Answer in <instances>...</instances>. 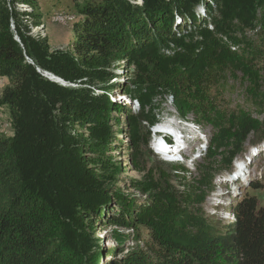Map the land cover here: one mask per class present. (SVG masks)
Returning a JSON list of instances; mask_svg holds the SVG:
<instances>
[{
  "label": "trees",
  "instance_id": "16d2710c",
  "mask_svg": "<svg viewBox=\"0 0 264 264\" xmlns=\"http://www.w3.org/2000/svg\"><path fill=\"white\" fill-rule=\"evenodd\" d=\"M19 3L37 9L36 0H0V77L9 81L0 104L12 129L11 136L0 132V264H104L91 236L96 215L135 237L125 255L117 238L106 264H264V207L253 195L229 201L231 222L202 207L214 175L230 173L249 136L264 126V78L254 66L264 64V0H84L65 51L28 34L23 20L30 12L19 11ZM117 60L130 76L120 89L139 106L137 114L127 112L123 130L137 171H145L141 124L158 123L155 110L166 93L179 117L211 129L209 170L180 196L160 190L157 179L149 182L160 196L143 206L110 189L118 166L105 153L119 107L107 83ZM237 74L250 86L244 107L230 108L223 96Z\"/></svg>",
  "mask_w": 264,
  "mask_h": 264
},
{
  "label": "rangeland",
  "instance_id": "374dc122",
  "mask_svg": "<svg viewBox=\"0 0 264 264\" xmlns=\"http://www.w3.org/2000/svg\"><path fill=\"white\" fill-rule=\"evenodd\" d=\"M83 1L84 0H36V11L34 10L33 12H30L29 19L25 17L26 19L23 20L26 29L28 30V34L38 40H46V43L51 50H68L72 44V39L75 34L73 21L78 20L76 6L81 4ZM130 1L132 2L134 0ZM22 6L24 7L26 5L22 3L17 4V9L22 11ZM56 17H61L63 20L59 22L55 21ZM10 23H12V21ZM11 25H13V23ZM38 26L44 27L46 34L45 39L37 38L38 36L31 33L32 28ZM10 31L12 33L11 27ZM12 35L14 37V33H12ZM113 66L116 77L110 79L107 83V85H111V91L108 93V98L111 102H113L115 107L117 106L119 109H113L115 112L111 114L112 117L109 120V124L111 125L112 131L115 134V138L112 139V142L108 146L105 155L107 157H111V159L114 161V164L118 166V169L111 170L114 171L113 175L116 176L114 180L109 183L111 187L110 189L116 194H119L121 199L130 200L132 204L136 206H143L148 200L151 201L152 199L160 196L159 191L153 188L152 184L149 182H152L154 179H157L156 183L160 190L173 191L177 196L186 193L190 184L196 179H199V174L209 170V164L207 163V160L204 159V157L207 153V145L211 134L210 127L194 123L191 115H186L185 119L179 117L181 113L178 112V110L176 112L170 92L166 93L160 101V105L155 110L158 118V123L155 125L169 124L168 126H176L174 122H176L178 119L191 122L196 128L193 129L191 133H193L194 136L195 131H200L203 142L198 143L197 140L193 142H184V145L188 148V152L187 154H182V158L185 160L180 165L163 163L157 157L156 159L153 157L151 159H147V152L151 150L150 144L153 141L151 136V129L153 126L151 128L149 127L148 129V124L142 123L141 126L144 128V130H141V134L144 136V140L140 147L141 150L139 152V159L141 164L144 163L145 171H137V163L136 158L134 157V151H130L128 148L127 144H129V139L123 133V130L128 120L127 112L129 111L132 114H137L139 111V106L135 100L130 102L128 97L123 93L122 88L120 89L121 86L123 87L129 82L128 79L130 76L128 68L123 66V62L118 60L113 61ZM254 66L255 70H257L259 73L257 76L264 78V64H261L260 61L256 62V65ZM43 76L45 77L44 74ZM8 85V79L5 77H0V100L3 90ZM70 86L74 88L79 87L78 84L74 83ZM249 86V83L245 82V80L241 78L239 74H237V79L229 78L227 82V92L224 93L223 96L224 101L229 103L230 108H235L237 105L244 107V90ZM258 87L259 91L263 93L264 80L259 82ZM96 94L99 95L101 92H96ZM116 120L118 123H116ZM167 121H171V123H166ZM187 128L189 127H185V129ZM75 129L77 132L87 135V129H81L78 127H75ZM145 130H147V133L149 134V140L147 141L145 139ZM120 131L122 132L121 134H119ZM0 132L7 136L12 135L11 122L7 109L1 104ZM261 133H264V126L260 128L258 132L249 136L247 142L244 144V147L247 148L251 145L254 147V145H256L260 140L262 142L264 137L262 138ZM261 142H259L256 146H258ZM262 151L263 153L259 152L256 157H252L255 159H252V161L247 164L248 172L243 179L237 180L234 184H231L227 181L229 173L225 174L221 172L214 175L215 178L212 180V185L210 188L205 190L206 196L202 205L205 215L221 220V222L233 221L232 217L228 218V220H225V216L226 211H228V203L231 199H233V197L229 198L228 196L235 195L237 190L240 192V194L246 192L250 196L253 195L256 198L257 208L264 207V188L253 191L250 187H248L249 183L252 182L264 183V149ZM151 153L154 155L152 150ZM117 171L118 173H116ZM238 183L239 187L242 186L239 189H237ZM227 197L229 201L227 200ZM115 206L116 205H112L113 211ZM113 211H111L110 214H112ZM93 218L95 220L92 225L91 236L98 239L99 245L104 254V264L109 261L108 254H110L111 250L116 247L117 238L123 237L122 243H120L124 249L122 255H125L129 250H131L133 246H135V237L133 236L131 230L120 227H110L107 225L105 220L103 222L100 220L99 215H96ZM118 249L119 248L117 247V250Z\"/></svg>",
  "mask_w": 264,
  "mask_h": 264
},
{
  "label": "bare ground",
  "instance_id": "6f19581e",
  "mask_svg": "<svg viewBox=\"0 0 264 264\" xmlns=\"http://www.w3.org/2000/svg\"><path fill=\"white\" fill-rule=\"evenodd\" d=\"M136 1L139 2L140 0H136ZM22 11L30 12V9L27 6H24ZM31 33L38 36L37 38L44 39L46 37L43 26L32 28ZM169 122L171 123V121H167L166 123H169ZM174 123L176 126H173V125L168 126L169 124L168 125L166 124L154 125L151 129L152 131L151 136L153 138V141L151 142L152 145L150 144V147L154 155L157 158H159V160H161L162 162H165L167 164H173V165L179 164L180 165L185 160V159L183 160L182 154H187L188 152V148L184 145V142H188V141L193 142L197 140V142L199 143V142H203V139H202V135L200 131L199 132L195 131V134L193 136V133L191 132L193 129H196V128L191 122L178 119ZM187 126L189 128L185 129V127ZM197 136H198V139H197ZM177 147L181 149L183 148V149L178 150ZM263 149H264V144H259L258 146L250 147L243 154L242 158L238 159L234 163V168L229 173L227 181L230 182L231 184H234L237 180L243 179L246 173L248 172L247 164L251 162L252 159H254L252 157L254 156L256 157V155L259 152L263 153L262 151ZM230 217L231 216L229 215V213L226 212L225 220H228V218Z\"/></svg>",
  "mask_w": 264,
  "mask_h": 264
},
{
  "label": "water",
  "instance_id": "95a60500",
  "mask_svg": "<svg viewBox=\"0 0 264 264\" xmlns=\"http://www.w3.org/2000/svg\"><path fill=\"white\" fill-rule=\"evenodd\" d=\"M12 24V23H11ZM11 30H12V33H14V40L17 42V43H19L20 44V41H19V39H18V37L16 36V33H15V30H14V26L13 25H11ZM20 46H21V44H20ZM22 47V46H21ZM43 74L45 75V77L46 78H48V80H50V81H53V82H56V83H62V81L60 80V79H58V78H56V77H54V76H52L49 72H43ZM49 75H51V76H49ZM253 145H251V146H248L247 148H245L244 147V151H243V153L233 162V163H235L250 147H252Z\"/></svg>",
  "mask_w": 264,
  "mask_h": 264
},
{
  "label": "clouds",
  "instance_id": "9594fccd",
  "mask_svg": "<svg viewBox=\"0 0 264 264\" xmlns=\"http://www.w3.org/2000/svg\"><path fill=\"white\" fill-rule=\"evenodd\" d=\"M260 144H264V142H261ZM254 146H256V145H254ZM177 149L179 150L180 148L177 147ZM180 150H181V149H180ZM242 156H243V155H242ZM242 156H241V157H242ZM241 157H240V158H241ZM240 158H239V159H240ZM254 159H255V158H254ZM233 167H234V163H233ZM241 187H242V186H241ZM241 187H239V183H238V184H237V189H239V188H241ZM245 189H246V188H245ZM243 193H244V192H243ZM241 195H242V194H240V192L237 190V191L235 192V195H231V196H228V197H229V198H230V197H233V198L236 197V198H238V197L241 196ZM228 197H227V200H228ZM228 201H229V200H228ZM228 201H227V202H228ZM226 212H227V211H226Z\"/></svg>",
  "mask_w": 264,
  "mask_h": 264
},
{
  "label": "built area",
  "instance_id": "2783aa9c",
  "mask_svg": "<svg viewBox=\"0 0 264 264\" xmlns=\"http://www.w3.org/2000/svg\"><path fill=\"white\" fill-rule=\"evenodd\" d=\"M55 20H57V21L59 22V21H62L63 19H62L61 17H56ZM206 143H207V142H206ZM206 143H205V144H206ZM155 157H156V156H155Z\"/></svg>",
  "mask_w": 264,
  "mask_h": 264
}]
</instances>
